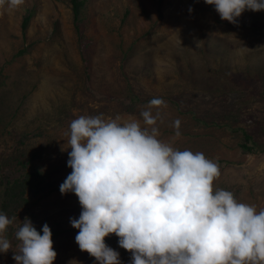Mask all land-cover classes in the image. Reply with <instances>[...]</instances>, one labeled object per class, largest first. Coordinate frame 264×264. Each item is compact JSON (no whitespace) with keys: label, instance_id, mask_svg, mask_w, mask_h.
I'll return each instance as SVG.
<instances>
[{"label":"rangeland","instance_id":"374dc122","mask_svg":"<svg viewBox=\"0 0 264 264\" xmlns=\"http://www.w3.org/2000/svg\"><path fill=\"white\" fill-rule=\"evenodd\" d=\"M237 20H222L204 0H84L76 23L80 39L69 0L0 8V169L19 153L34 154V165L50 182L16 223L27 217L35 227L60 229L52 240L53 264H99L75 242L79 230L69 218L80 215L78 197L59 191L72 171L66 133L81 115L137 119L145 126L141 112L162 98L167 106L152 109L163 120L156 125L158 139L202 152L220 168L214 189L264 209V151L241 152V136L224 125H258L257 137L264 140V100L252 87L243 90L264 71V10L246 9ZM32 131L37 135L19 142ZM8 239L12 248L0 253V264H16L19 242ZM118 239L109 234L105 243L119 252L121 264H130L131 253Z\"/></svg>","mask_w":264,"mask_h":264},{"label":"clouds","instance_id":"9594fccd","mask_svg":"<svg viewBox=\"0 0 264 264\" xmlns=\"http://www.w3.org/2000/svg\"><path fill=\"white\" fill-rule=\"evenodd\" d=\"M222 20L238 24L246 9L264 10V0H204ZM24 0H0L18 9ZM189 12L192 11L190 7ZM153 98L140 121L121 122L103 115L79 116L69 125L67 166L72 169L59 186L74 192L81 212L69 218L78 229L75 242L99 264H121L118 251L105 243L115 234L131 253L130 264H264V209L238 202L231 191L214 189L218 163L202 152L179 150L158 139L157 122L166 107ZM180 120L173 122L181 135ZM14 217L0 212V253L11 248L7 231ZM52 232L42 234L27 217L15 238L16 264H53Z\"/></svg>","mask_w":264,"mask_h":264},{"label":"trees","instance_id":"16d2710c","mask_svg":"<svg viewBox=\"0 0 264 264\" xmlns=\"http://www.w3.org/2000/svg\"><path fill=\"white\" fill-rule=\"evenodd\" d=\"M69 2L76 31L80 39H82L83 33L76 23L84 0H69ZM29 18L30 14L28 13L23 16L21 23L22 30L26 28ZM261 33L264 36V29ZM244 84L243 90L247 92L252 87L254 93L264 100V71L259 73L257 77L250 78ZM243 122L245 124L243 127L233 126V124L224 125L233 135L237 133L241 136L238 142L241 152L245 154L263 152L264 140L257 137L260 134L256 133L257 128H260V126L249 125L247 121ZM31 135L37 134L34 131L31 134L22 133L19 142H22L25 138H29ZM33 158L34 154L27 157L19 153L0 169V212L7 214L9 218H15L14 223L9 226L6 233L7 237L13 239L14 242H19L15 238V231L20 226V224L16 223L19 214L23 209H27V204L32 198L40 196L50 189V182L46 179L40 167L34 165ZM224 163L230 164L228 161H224ZM48 226L51 229V239L53 240L58 237L61 231L53 225ZM35 228L42 234V226Z\"/></svg>","mask_w":264,"mask_h":264}]
</instances>
